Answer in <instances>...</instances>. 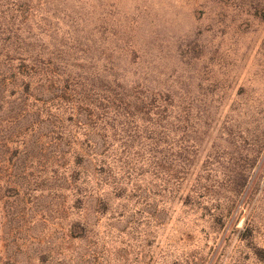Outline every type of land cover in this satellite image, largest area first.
I'll return each instance as SVG.
<instances>
[{"label":"rangeland","instance_id":"1","mask_svg":"<svg viewBox=\"0 0 264 264\" xmlns=\"http://www.w3.org/2000/svg\"><path fill=\"white\" fill-rule=\"evenodd\" d=\"M16 51L50 57L73 81L40 86L36 103L0 76V264H259L232 231L221 243L208 215L163 191L149 145L122 154L116 142L115 161L124 158L103 168L95 153L105 141L80 123L100 82H113L103 77L118 72L182 106L170 117L166 165L186 158L187 181L216 188L230 160H246L237 151L260 143L246 162L260 200L255 243L264 248V0H0V53ZM61 90L78 106L48 119L46 102H60ZM202 103H212L215 130L193 129L197 111L181 112ZM224 120L240 129L229 135ZM54 121L73 135L57 139ZM240 253L250 258L240 263Z\"/></svg>","mask_w":264,"mask_h":264},{"label":"trees","instance_id":"2","mask_svg":"<svg viewBox=\"0 0 264 264\" xmlns=\"http://www.w3.org/2000/svg\"><path fill=\"white\" fill-rule=\"evenodd\" d=\"M22 44L23 42L18 40V48ZM0 56L4 59L3 63L5 62L6 68L4 69L2 66L0 76H4L5 82L12 86L13 94L18 97H30L37 103L40 99L36 93L39 92L40 86H52V84L73 81L72 72L69 70L51 69L53 59L50 57L47 62L44 55L30 52L21 53L20 51H16L13 55L0 53ZM58 58L56 57L57 61ZM103 78L112 79L113 82H108V85L100 82V85L95 89L97 99L93 108L91 111L86 112V116H89L88 121L87 123H80L84 130L94 132L97 138L105 141L104 150L95 153V157L101 162L102 167L110 169L113 163L123 160L124 157L119 155V161H115L118 153L113 154V150L116 149H113L112 145L116 142L122 141V154L127 151L126 148L133 147H139V153H141L144 150L143 148H146L144 144L149 145L148 153L154 155L153 158L156 159L155 168H157L159 175H163V179H167V181L164 180L165 187L163 191L180 194L184 205L197 206L205 215H208L211 229L219 236L221 243L228 239L230 236L228 235L229 231H232L235 236L237 235L239 243L249 247L251 255L256 261L259 264H264V248L255 243V235L259 232L262 222L261 215L257 213L260 200H255L258 191V188H255L256 177L251 173V168L254 165L250 166L246 162L249 156L252 157L254 154L258 155L260 153L262 145L253 143L250 148L246 149L245 147L243 152H240L239 149L237 153L242 156L245 152L244 159L246 160L244 162H239L237 159L230 160L227 164L228 168H226L229 170L230 177L227 182L218 185L216 188H214V185L201 184V178L189 182L187 177L190 176L188 173L192 167L191 164H189V167L186 165V158L183 160L179 158V164L175 165V169L172 164L166 165L169 155L170 157L173 155L171 146L166 141L169 135L166 133L167 129L171 128L170 117L175 110H179L182 106L175 104L168 96L165 97L161 94L160 91L156 92L157 89H140L137 84L130 87L118 72L109 73ZM5 82L3 91L6 90ZM69 92L61 90L62 95L58 96L60 102L57 104H53L56 99H49L46 102L49 104V109L45 112L48 119L52 116L53 109L55 111L63 109L65 112L76 110L75 107L78 105H75L76 103H73V100L66 99L65 94H73L72 97L74 98L80 94L75 89ZM84 101H89V99L84 97ZM68 105L71 107H68ZM211 106L212 103L211 105L202 103L196 107H193V105L184 107L181 112L196 110L199 118L197 119L198 123L192 125L193 129H206L208 132L212 129L215 130L211 127ZM234 111L236 109L232 110V112ZM56 115L54 114V116ZM72 120L73 115L69 118V121ZM35 125L33 124V127ZM221 125L229 135H232L235 129L236 131L240 129V125L233 123V120H224ZM245 130L249 132L250 127ZM51 132L58 134L59 138L57 139L63 141L73 135L68 127L64 126L63 121H54L53 131ZM161 146L163 149L159 150ZM112 157L114 159H111ZM210 157V155L207 156L208 159ZM241 161H243V158H241ZM124 166L127 165H122V167ZM212 198H214L213 203L210 201ZM242 219H244V224L239 227L237 222ZM216 253L217 251L214 252L215 255ZM249 258V254L242 255L240 253L239 261L240 263L245 262Z\"/></svg>","mask_w":264,"mask_h":264}]
</instances>
